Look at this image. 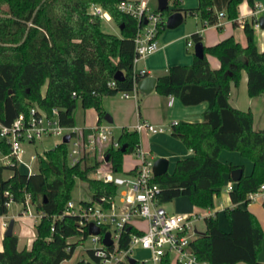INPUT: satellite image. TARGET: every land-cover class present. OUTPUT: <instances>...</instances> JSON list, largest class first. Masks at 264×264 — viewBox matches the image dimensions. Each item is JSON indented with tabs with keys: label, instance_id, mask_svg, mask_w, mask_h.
<instances>
[{
	"label": "trees",
	"instance_id": "16d2710c",
	"mask_svg": "<svg viewBox=\"0 0 264 264\" xmlns=\"http://www.w3.org/2000/svg\"><path fill=\"white\" fill-rule=\"evenodd\" d=\"M119 1L0 0L2 122L9 123L17 112L26 111L32 101L47 110L57 106L63 124L75 123L73 110L77 102L83 107L93 106L98 112V122L105 114L104 95L129 90L136 80L145 76L133 70V38L138 22L132 14L118 8ZM240 1L199 0L196 6L179 8L185 13H198L203 23L209 24L215 23L219 10L236 20ZM94 2L111 14L120 33L101 27V17L88 10ZM179 2L174 0L175 4ZM248 2L254 6V0ZM161 12L158 35L171 9L161 8ZM242 26L245 45L233 35L204 45L202 56L194 54L191 64L170 65L157 76L155 85L158 93L175 95L184 104L202 100L208 103L202 120L179 119L170 124L171 134L180 137L193 152L180 156L171 170L154 176L159 184L160 202L186 195L196 206L213 207L225 173L233 181L229 190L233 204L224 210L230 228L225 230L220 226L218 211H214L204 215L205 228L191 241L194 254L208 264H264L258 258L263 227L252 210L237 204L246 203L247 192L264 182V126L254 128L251 108L241 109L229 101L230 84H239L243 69L248 93L253 96L264 92V50L255 42L253 21L245 19ZM190 39L192 43L201 40V34L193 31ZM206 53L216 55L220 65L212 67ZM117 70L121 71L120 78L114 77ZM117 138L120 145L108 146L105 151L114 172L122 168L123 153L133 151L140 144L139 132L131 127L122 126ZM1 146L7 147L0 133ZM68 148L67 141L60 140L38 153V166L30 173L23 167L0 164V214L7 212L6 201L10 196L23 206L29 197L40 213L29 247L19 248L18 235L14 232L4 235L0 264H60L72 255L78 240L69 237L80 234L82 239L88 235V226L79 224V216L65 210L76 177L87 181L93 199L104 196L103 202L108 204L115 197L117 184L90 175L101 158L93 162L83 153L76 162H71ZM221 149H236L251 158V170L233 179L231 170L242 165L223 161L219 157ZM104 164L109 167L108 163ZM6 168L11 170L8 175L3 174ZM129 233L128 229L121 231V247L128 246ZM88 252L98 264L93 247ZM85 262L79 259L73 264ZM169 263L170 256L166 253L161 264ZM134 264H139V259Z\"/></svg>",
	"mask_w": 264,
	"mask_h": 264
},
{
	"label": "built area",
	"instance_id": "2783aa9c",
	"mask_svg": "<svg viewBox=\"0 0 264 264\" xmlns=\"http://www.w3.org/2000/svg\"><path fill=\"white\" fill-rule=\"evenodd\" d=\"M259 7L258 2L254 3L256 10ZM118 8L132 14L138 22L133 38L135 45L132 58L133 70L145 75L148 71L143 68L137 69L136 64L140 58L160 47L157 36L163 16L161 8L159 9L157 5L150 6V0H120ZM88 10L105 19L112 17L98 2L91 3ZM217 15L215 23L219 24V17L225 15L224 10H219ZM186 43L190 46L194 44L191 39H188ZM137 81L131 89L119 90L116 93L125 98L136 97ZM114 82L113 79L111 83ZM130 127L138 132L144 130L156 132L165 129L164 126L148 120H138ZM0 133L4 136L7 145V147H0V164L23 167L28 173L36 170L31 161L37 157V154H31L27 160L24 157L26 149L23 143L33 144L36 139L49 134H60L63 137L65 133H69L67 140L69 161L76 162L84 153L91 160L94 159L93 162L101 158L104 163L109 164L108 168L96 167L94 176L117 184L115 197L108 204L103 202L104 196L100 200L92 199L79 203L70 198L65 208L66 212H74L79 216V224L88 226V223L92 221L100 228L98 233L88 231L93 242L98 243L93 246V253L98 258V264H124L125 262L130 264L129 256H132L134 248L148 252L139 259V264H161V259L166 253L169 254L170 259L174 256L176 264H208L206 260L198 259L191 248L192 238L198 234L196 221L202 214L196 211L174 212L164 207V203L160 202L158 197L159 184L154 180L153 154L141 143L133 150L138 161L134 162L125 174L113 173L110 161L105 159V151L108 146L115 147L120 143L113 135L110 125L101 121L87 126H79L75 123L63 124L60 121L57 106H51L47 110L36 101H32L26 111L17 112L9 123L0 120ZM147 155L150 157L148 158ZM232 185L233 181L230 180L225 188L230 190ZM247 199L264 202V182L257 189L248 191ZM12 201L13 197L10 196L6 204L9 205ZM25 203H29L28 198ZM29 213L34 220L40 215L39 212L34 214L30 211ZM135 215L144 218L146 228L143 229L134 222ZM123 229L130 230L127 247L120 246L119 236ZM106 230L110 231L112 242L109 244L102 241ZM92 262L96 264L93 260Z\"/></svg>",
	"mask_w": 264,
	"mask_h": 264
},
{
	"label": "crops",
	"instance_id": "0c3cea01",
	"mask_svg": "<svg viewBox=\"0 0 264 264\" xmlns=\"http://www.w3.org/2000/svg\"><path fill=\"white\" fill-rule=\"evenodd\" d=\"M198 2L199 0H180L177 7H192L196 6ZM257 2L260 4L258 10L250 5L248 0H241L238 4L239 12L236 20L227 17L225 14L219 17V24H205L198 13L190 14L184 11V18L190 16V19L183 22V18L179 24L172 28L165 26L157 36L160 47L156 51L140 58L136 64V68L146 69L148 73L157 77L164 73L172 64H191L194 56V44L190 46L186 41L190 39V34L193 31H198L201 34V41L204 45L217 42L228 35H233L236 40L245 45L247 43L246 34L244 26H242V22L245 19L253 21L255 42L260 49L264 50V27L258 24V16L264 14V0H254V3L257 4ZM206 57L212 67H218L220 65V59L216 55L206 53ZM241 75L238 85L233 84V82L230 84L229 101L232 105L241 109L251 108L253 111V126L259 129L264 126V92L259 95H250L247 91V74L245 69L241 71ZM136 94V97L129 96V98L121 97L119 94L120 99L112 98L110 95H104L102 97V105L107 104L109 106L108 108L112 112V121L116 119V125L121 128L122 126L130 127V125L138 120H148L164 127L167 124L171 126L170 124L172 122L179 119L189 121L202 120L204 110L208 104L206 100L199 101L195 104H184L179 97L172 94H160L155 88L146 93L137 90ZM115 102L120 103L119 107L115 106ZM144 133L149 134V138L153 142L152 145L148 144L146 149H149L154 155L157 153L159 156H166L167 158L173 157L176 161L180 156L189 155L193 152L180 137L178 138L172 135L170 130L169 132L165 131V129L156 132L144 130ZM219 157L225 162L241 164L242 172L244 173L249 172L252 168L253 162L251 158L243 156L236 149H221ZM230 180H232L230 174L225 173L224 184L219 188L220 191L214 197L213 207H202L192 204L194 206L193 211L200 212L202 217L218 211V222L225 230L230 228V224L225 217L224 210L233 204L229 190L225 188V185ZM237 204L252 210L264 230V202L249 200L246 203L237 202ZM220 211L223 212L221 219L219 217ZM2 224H7V221L2 219ZM34 236L33 234L28 237V244L25 246L29 247L32 244L31 241ZM19 238L18 236L17 244L20 248L22 246L19 244ZM258 258L264 261V238L258 252Z\"/></svg>",
	"mask_w": 264,
	"mask_h": 264
},
{
	"label": "rangeland",
	"instance_id": "374dc122",
	"mask_svg": "<svg viewBox=\"0 0 264 264\" xmlns=\"http://www.w3.org/2000/svg\"><path fill=\"white\" fill-rule=\"evenodd\" d=\"M170 1V8L172 7H176L178 5V3H174V0H169ZM157 5V0H150V6H156ZM190 16H186L183 20V22L188 21L190 18ZM101 27L104 30L107 31H113L116 33H120V29L118 27V24L116 22V20L111 17V19H105L104 17H101ZM142 95V93H140ZM110 97H115L116 99H120L119 98V94H113L110 95ZM120 103L119 102H115V106L119 107ZM103 110L105 111V113H109L110 115H112V112L109 110V106L103 105ZM74 118H75V124L76 125H91L93 123L96 122L97 119V114L98 112L95 110V108L93 106H86L83 107L80 102H77L74 110ZM105 115V114H104ZM104 115L101 117V122L107 125H110L112 127V131H113V135L117 138L119 133L121 132V127L116 125L115 121L116 119H114V121H108ZM165 131L169 132L170 130V126L167 124L165 125ZM62 139V136L60 134H49L47 136H43L39 139H36L33 144H29L24 142L23 146L25 147L26 151L24 153V157L28 160L30 158V155L33 153H36L38 155V153H42L44 150L49 149V147L54 146V144L58 141H60ZM139 142L145 147H147L148 144L152 145V140L149 138V134H145L144 131H140L139 132ZM69 145V143H68ZM153 159H156L157 153H153L152 155ZM147 157L149 158L150 156L147 155ZM169 160V164H168V170H171L174 166L175 163V158L173 157H168ZM122 168L119 171H115L118 174H125L126 171L131 167V165L138 161L137 157L135 156V154L133 153V151L131 152H124L122 155ZM34 168H37L38 166V162H37V157L34 158L32 161ZM98 168H107L106 164H104L103 161H99ZM113 172V173H115ZM11 173V170L6 168L3 171L4 175H8ZM90 175H94V172H90ZM71 193V198L76 202L79 203L81 200H92L93 199V195L89 189L88 183L87 181L83 178L81 179L80 177H76L75 179V183L73 185V187L70 190ZM28 201L29 203H27L25 206H23V204L21 202H15L12 201L9 205H8V209L6 213H2L0 214V248L3 247L2 241H3V237L5 235V227L6 224H2V219H5L7 222L13 218V232L15 234H17L20 238H19V244L23 247L26 244H28V237L31 235H35V230L36 228L34 227L35 222L37 221L34 220V218L30 215V211L35 213H38L39 211H37L34 207V205L32 203H30V199L29 197ZM164 207H167L170 211H174V212H191L194 209V206L192 205V202L190 201L189 197L186 195H181L178 197H174L171 200L165 201L164 203ZM27 208V209H26ZM219 217L220 219L223 217V212L220 211L219 212ZM133 220L136 224H138V226H140L141 228H146L147 224L146 221L144 220V218L140 217V216H134ZM197 224V229L203 230L205 227V222L203 217H199L198 220L196 221ZM72 240H78L77 245L75 247V250L73 251L72 255L68 258V259H64L60 264H73L75 261L79 260V259H84V260H93V258L91 257V255L88 252V248L93 247L95 244H98L96 242H93L91 236L88 234L86 235L84 238L81 239V235L80 234H74L70 237ZM148 252L144 249H140V248H134V250L132 251V256L136 257L137 259H142L145 255H147ZM124 264H127L126 262ZM170 264H176V261L174 259V256H171L170 259Z\"/></svg>",
	"mask_w": 264,
	"mask_h": 264
},
{
	"label": "water",
	"instance_id": "95a60500",
	"mask_svg": "<svg viewBox=\"0 0 264 264\" xmlns=\"http://www.w3.org/2000/svg\"><path fill=\"white\" fill-rule=\"evenodd\" d=\"M157 7L160 8H169L171 9V12L167 15L165 19V26L172 28L175 27L177 24H179L183 18H184V11L180 9L179 7H169V0H157ZM258 24L264 27V14L258 16ZM194 54L198 56H202L204 52V43H202L201 40L194 41ZM115 78H120L121 77V71L117 70L114 73ZM158 77L151 73L145 74L142 78H140L137 81V88L138 90L142 92H148L151 89L155 88L156 82H157ZM104 117L108 121H112V116L109 113H105ZM69 138V133H65V135L62 137V141L66 142ZM121 149H125V145L123 144L121 146ZM105 159H108V155H105ZM168 164H169V158L166 156H157L156 159L153 161L152 165V170L155 175H160L164 173L168 169ZM232 174L233 179H238L240 175L242 174V168L241 167H235L231 170L230 172ZM13 218H11L7 224H6V229H5V234L10 235L13 233ZM88 231L92 233H98L100 231V228L95 225L92 221L88 223ZM196 232H203V230L196 229ZM102 241L105 243H111V238H110V231L106 230L102 236ZM129 263L134 264V262L137 260L136 257L129 256ZM85 264H93L91 260H86Z\"/></svg>",
	"mask_w": 264,
	"mask_h": 264
}]
</instances>
